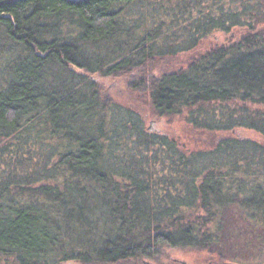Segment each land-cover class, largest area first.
<instances>
[{
  "label": "trees",
  "instance_id": "trees-1",
  "mask_svg": "<svg viewBox=\"0 0 264 264\" xmlns=\"http://www.w3.org/2000/svg\"><path fill=\"white\" fill-rule=\"evenodd\" d=\"M262 2L0 0V257L139 264L164 248L264 264V143L233 135L264 141ZM92 77L230 136L186 150Z\"/></svg>",
  "mask_w": 264,
  "mask_h": 264
},
{
  "label": "rangeland",
  "instance_id": "rangeland-1",
  "mask_svg": "<svg viewBox=\"0 0 264 264\" xmlns=\"http://www.w3.org/2000/svg\"><path fill=\"white\" fill-rule=\"evenodd\" d=\"M262 4L264 0H262ZM260 28L264 29V25H261ZM235 36L234 40H237L242 31H234ZM227 40V37H224ZM218 41L222 42L223 39L219 38ZM194 58L192 55L179 58L175 61H167L164 63H159L157 68L161 72L163 71H175L179 68H185L187 64ZM156 72V70H155ZM92 82L98 84L100 94L103 102L109 104L117 103L121 105L124 109L129 108L138 114L143 119L144 127L151 132L152 134L166 135L169 138L176 140V142L186 150L195 151V150H206L214 146L220 139L229 137L230 134L222 135H209L205 133L195 132L188 126L182 117H164L157 118L151 107L149 100L146 95H139L133 90L129 89L126 86L128 78L115 79L112 78L103 79L100 77H92ZM234 137L240 136L243 138H249L256 140L258 142L262 141L256 134L251 132H234ZM144 261H141L139 264H143ZM219 260L210 258L207 253L191 251L189 249H162L158 252L157 257L153 261H147L151 264H225L223 261L221 263ZM254 263V260L251 261ZM0 264H13L12 260L7 258L4 260L3 257H0ZM55 264H79L74 261H63L57 262ZM138 264V263H137Z\"/></svg>",
  "mask_w": 264,
  "mask_h": 264
},
{
  "label": "water",
  "instance_id": "water-1",
  "mask_svg": "<svg viewBox=\"0 0 264 264\" xmlns=\"http://www.w3.org/2000/svg\"><path fill=\"white\" fill-rule=\"evenodd\" d=\"M143 264H151L150 262L144 261Z\"/></svg>",
  "mask_w": 264,
  "mask_h": 264
}]
</instances>
